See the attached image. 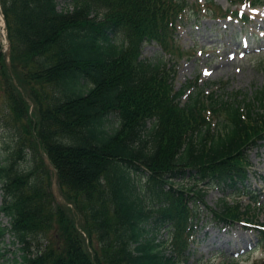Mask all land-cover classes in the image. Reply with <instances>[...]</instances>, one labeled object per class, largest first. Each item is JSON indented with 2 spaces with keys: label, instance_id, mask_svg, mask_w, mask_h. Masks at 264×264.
<instances>
[{
  "label": "trees",
  "instance_id": "trees-1",
  "mask_svg": "<svg viewBox=\"0 0 264 264\" xmlns=\"http://www.w3.org/2000/svg\"><path fill=\"white\" fill-rule=\"evenodd\" d=\"M171 1L69 0L61 11L58 0H0L10 47L8 68L0 41V133H10L0 243L7 235L19 244L21 264L187 263L208 189L223 195L212 218L256 222L248 151L264 139V87L251 98L205 95L194 82L175 91L163 63L140 59L153 41L181 56L172 16L182 6ZM119 33L132 39L126 51ZM161 230L170 243L157 241Z\"/></svg>",
  "mask_w": 264,
  "mask_h": 264
},
{
  "label": "rangeland",
  "instance_id": "rangeland-1",
  "mask_svg": "<svg viewBox=\"0 0 264 264\" xmlns=\"http://www.w3.org/2000/svg\"><path fill=\"white\" fill-rule=\"evenodd\" d=\"M241 6H231L229 0H212L211 8L219 16L231 15L230 18H210L201 6L203 0H195L199 5V13H192L188 9L193 1L172 0L170 6H179L174 18V45L180 49L181 56L169 57L155 43L144 44L141 48V59L151 63L161 62L167 73L173 79L175 90H180L188 82H196L197 89L203 94L213 93L225 99L232 93L240 92L251 98L255 91L264 87V6L255 10L249 9V0H243ZM252 1V0H250ZM68 0H58V9L62 11ZM227 9V11H226ZM174 10V11H176ZM226 11V12H225ZM231 12H234L231 14ZM235 12L244 14L246 21L239 19ZM101 20L100 17L96 21ZM0 39L5 50L3 25L0 20ZM132 39L127 42L128 48ZM194 88L185 92L181 103L195 91ZM207 102V101H206ZM208 103V102H207ZM7 109L0 91V115L7 116ZM3 126V125H2ZM5 128V127H3ZM9 133L3 129L0 133V160L4 157L2 140ZM261 146L248 152L249 182L260 192L258 204H250L246 198H240L243 205L250 204L256 219L253 224L264 221V141ZM178 185V184H177ZM257 193V192H256ZM0 184V204H1ZM223 197L217 189L207 191L203 204H197L199 220L196 223L194 244L190 249V257L183 264H255L264 260V239L256 235L253 227H243V222L232 225L223 224L211 217L212 210H217V203ZM230 200V199H229ZM9 220L0 216V226H8ZM44 239V238H43ZM49 239V235H46ZM45 243V240H43ZM12 239L5 236L0 243V264H21V253L17 251L19 244H12Z\"/></svg>",
  "mask_w": 264,
  "mask_h": 264
},
{
  "label": "water",
  "instance_id": "water-1",
  "mask_svg": "<svg viewBox=\"0 0 264 264\" xmlns=\"http://www.w3.org/2000/svg\"><path fill=\"white\" fill-rule=\"evenodd\" d=\"M0 16H1L2 22L4 24V34H5L4 35V38H5V41H6L5 56H6V58H8V55H9V42H8V38H7V30H6V27H5V21H4V18L2 16L1 10H0ZM14 84H15V82H14ZM44 160H45L46 164L48 165L49 169L53 172V181H52V183H53V190H52L53 191V194L57 198V200L61 202V200L59 198V195L57 193V189H56V174H55V171H54L53 167L51 166V164L49 163L48 158L47 157H44Z\"/></svg>",
  "mask_w": 264,
  "mask_h": 264
},
{
  "label": "bare ground",
  "instance_id": "bare-ground-1",
  "mask_svg": "<svg viewBox=\"0 0 264 264\" xmlns=\"http://www.w3.org/2000/svg\"><path fill=\"white\" fill-rule=\"evenodd\" d=\"M0 20H1V19H0ZM259 29H260V30H264V26L261 25V26L259 27Z\"/></svg>",
  "mask_w": 264,
  "mask_h": 264
}]
</instances>
